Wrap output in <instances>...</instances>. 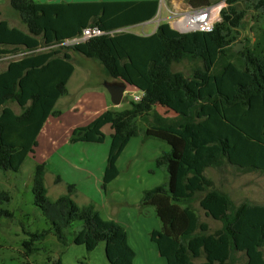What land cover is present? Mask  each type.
<instances>
[{
    "label": "trees",
    "instance_id": "obj_1",
    "mask_svg": "<svg viewBox=\"0 0 264 264\" xmlns=\"http://www.w3.org/2000/svg\"><path fill=\"white\" fill-rule=\"evenodd\" d=\"M225 2L211 33H180L162 23L153 35L143 36L126 30L153 20L158 0H10L27 32L1 20L0 57L28 54L0 72V171L18 173L35 153L46 122L68 94L75 72L72 55L81 54L98 62L113 80L144 94L140 102L131 100L129 109L106 110L73 130L71 144H104V129L111 128L103 190L119 176V158L132 139L142 136L171 147L156 159L157 167L166 172V182L144 191L140 202L152 207L160 222L150 238L166 263L196 264L203 259L200 264H235V255L244 254L245 264H264V204L246 201L236 206L206 176L208 169L225 165L264 173V25L252 45L241 53L234 51L249 14L264 20V0ZM90 27L107 34L82 44L62 45ZM184 61L195 64L188 76L173 69ZM8 103L17 104L22 112L17 114ZM46 174V163L38 164L33 204L54 223L58 241L67 246L66 231L80 222L73 244L91 253L105 243L110 264H134L137 254L126 229L104 219L93 204L79 206L73 199L75 185L51 201ZM11 200L10 192L0 186V221L14 217L6 208ZM195 202L222 227L211 232L194 209ZM49 234L29 233L25 257L38 253L35 242ZM48 264L63 261L60 257Z\"/></svg>",
    "mask_w": 264,
    "mask_h": 264
},
{
    "label": "rangeland",
    "instance_id": "obj_2",
    "mask_svg": "<svg viewBox=\"0 0 264 264\" xmlns=\"http://www.w3.org/2000/svg\"><path fill=\"white\" fill-rule=\"evenodd\" d=\"M37 2H63L72 0H35ZM88 1V0H77ZM107 1V0H106ZM129 1V0H119ZM161 2V0H158ZM167 4L172 1H181L195 5H217L223 3L226 7V0H164ZM223 7V8H224ZM0 21H7L11 27H18L27 32V28L21 23L18 14L12 9L10 0H0ZM264 25V20L254 13H250L245 20V27L240 32L239 41L235 47L242 46L243 50L252 45L257 37L258 28ZM156 25H140L131 27L130 31L143 33L150 31ZM143 30V32H141ZM129 31V28L126 30ZM45 49H41L43 51ZM28 53L21 52L17 56L0 57V72L9 62L19 60ZM75 73L68 84V94L64 96L55 107V114L49 118V124L54 127L46 128L38 137V146L35 153L29 155L21 170L18 173L0 171V186L3 190L10 192L11 203L6 208L14 214L10 220L0 221V264H48L58 258H62L63 264H110L105 250V243H101L97 249L91 253L87 252L83 246L72 243L73 233L81 226L80 222H75L74 226L66 231L68 245L63 246L57 239L54 231V223L46 216L43 210L33 204V176L36 166L42 162L47 165L46 187L48 197L51 201H56L59 197L68 193V186L75 181L80 188L73 194V199L79 206L93 204L97 210L103 214L105 212H119L120 218L128 225L122 215H128L129 226L138 233L136 239L130 242L131 247L137 256L134 264H167L157 250L156 245L151 241L150 233L155 229H160V222L152 207H143L140 201L137 202V193L141 190H150L162 186L166 182V172L157 167L153 151H156L154 144H147L148 150L143 152L140 141L143 137L134 139L118 161L122 176L120 180L112 184L111 195L105 197L102 182H99L98 169L101 160L104 161L109 153L112 130L109 126L104 129L106 142L104 144L69 142L73 130L88 125L98 115L105 104L102 95L107 97L108 105L116 111H124L131 107L130 101L138 91L127 86L126 93L121 105L112 103L110 94L106 88L112 83V78L107 76L103 67L96 61L81 54H75L73 59ZM201 65V64H199ZM195 64L184 61L175 64V72H182L190 75ZM111 81V82H110ZM115 81V80H114ZM134 101V100H133ZM18 114L22 109L15 103H8ZM159 113L165 111L156 107ZM144 126L143 123L140 124ZM143 128V127H142ZM156 141V139H152ZM159 141V140H157ZM163 148V147H162ZM167 152V151H165ZM90 160L95 163L94 173L89 177L90 184L82 183V173L91 168ZM69 164H73L70 166ZM132 164V166H131ZM133 169V171H132ZM61 174V182H57ZM136 173V177H130V184L127 186L129 192L117 190L121 184V179H125ZM206 176L214 181L217 188L230 195L236 206L243 202L252 204H264V173L261 171H242L237 167L225 165L221 168H210L206 171ZM115 193V195L113 194ZM120 193V194H119ZM143 197V196H142ZM106 199V200H105ZM109 199L110 202H109ZM126 201L130 205H126ZM201 222H206L214 232L222 227V223L214 221L205 216L199 203H193ZM122 220V219H121ZM49 231L50 234L44 241L35 242L40 249L38 253L29 259L25 257L26 249L24 242L31 240V234H39ZM197 260L196 264L203 262ZM247 258L244 254L235 255V264H245Z\"/></svg>",
    "mask_w": 264,
    "mask_h": 264
},
{
    "label": "crops",
    "instance_id": "obj_3",
    "mask_svg": "<svg viewBox=\"0 0 264 264\" xmlns=\"http://www.w3.org/2000/svg\"><path fill=\"white\" fill-rule=\"evenodd\" d=\"M96 1H106V0H88V1H77V0H72V1H63L64 3H67V2H96ZM107 1H111V0H107ZM117 1H119V0H117ZM129 1H144V0H129ZM45 3H56V2H45ZM170 7H172V8H175V9H187V8H202V7H207V6H214V7H216L217 9H218V11H219V14H220V12H221V10H222V8L224 7V4L223 3H219V4H217V5H209V4H202V5H195V4H191V3H184V2H181V1H172V4H168ZM154 20V19H153ZM153 20H151V21H149V22H146V23H143V24H140V25H148V24H153ZM140 25H136V26H140ZM133 27H135V26H133ZM131 28V27H130ZM130 28H129V32H131L130 31ZM157 31V27H155V28H152L150 31H146V30H144V32H143V30L141 31V32H143V33H135V32H132V33H135V34H137V35H143V36H150V35H153L155 32ZM72 57H73V59H74V57H75V54H73L72 55ZM8 66V65H7ZM7 66L3 69V71L4 70H6V68H7ZM75 73V72H74ZM71 80V79H70ZM70 82V81H69ZM111 82V81H110ZM112 83H120V81H114L113 79H112ZM102 98H103V100H104V102H105V104L103 105V107L101 108L102 110V112H104V111H106V110H114L113 108H111L109 105H108V103H107V97L105 96V95H102ZM62 99V98H61ZM60 99V100H61ZM60 100L58 101V102H60ZM123 102V101H122ZM58 104V103H57ZM122 104V103H121ZM57 106V105H56ZM14 110V109H13ZM15 111V110H14ZM16 112V111H15ZM101 112V113H102ZM17 113V112H16ZM163 113H165V111L163 112ZM18 114V113H17ZM49 124V119H48V121L46 122V124H45V126H44V128H43V130H42V132L40 133V135L42 134V133H44L45 131H48V129H46V128H49V127H54L53 125H48ZM137 139H138V137H136ZM136 138H134V139H136ZM140 138V137H139ZM134 139H132L131 140V142L134 140ZM131 142L129 143V145L131 144ZM150 143H152V144H154V146H155V148H156V151H153V155H154V159H155V161H156V159L158 158V157H160L163 153H165V151H167V152H169L170 151V146L167 144V143H165V142H162V141H153L152 139H149V140H143L142 139V141H140V146H141V149L143 150V152H145L146 150H148V147H147V144H150ZM128 145V146H129ZM163 147V148H162ZM126 150V149H125ZM125 152V151H124ZM123 152V153H124ZM148 152H149V150H148ZM123 155V154H122ZM121 155V156H122ZM107 158H108V155L105 157V160L104 161H102L101 160V165H100V167H99V169H98V172H99V175H98V177H99V182H102L103 183V177H104V171H105V168H106V165H107ZM121 158V157H120ZM119 158V159H120ZM70 166H73V164L71 165V164H69ZM90 166H91V168L89 169V170H85L81 175H82V183L83 184H85V185H89L90 184V180H89V177H91L92 176V173H94V166H95V163H94V161L93 160H90V164H89ZM131 166H132V164H131ZM118 169H119V171H120V174H119V176L113 181V182H111L109 185H108V187H107V191L105 192L104 190V193H105V197H109V195H111V197H112V194H110V192H115V191H110V188H111V186H112V184H114L116 181H118V180H120V178H121V176H122V172H121V169H120V167H119V165H118ZM132 171H133V169H132ZM59 176H60V179L62 178V176H61V174H59V172L57 173ZM95 174V173H94ZM134 175H135V177H136V173L134 174V172H132V174L131 175H129V176H127L125 179H121V184L119 185V186H117V190L118 189H121L122 190V192H129V190H128V188H127V186L130 184V180H129V178L130 177H134ZM63 179V178H62ZM61 179V180H62ZM71 184H73V185H75L76 186V192L78 191V189L80 188V185H79V183L78 182H74V183H71ZM144 191L145 190H141V193L139 192V193H137L136 194V196H137V199H136V201L137 202H141V199H142V196H143V193H144ZM76 192H75V194H76ZM114 195H115V193H113ZM120 194V193H119ZM74 196V195H73ZM106 200V199H105ZM110 200L111 199H109V202H110ZM130 205V203L128 202V201H126V205ZM90 205V204H89ZM99 211V210H98ZM100 213H101V215L103 216V218L104 219H106V220H115L116 222H118L119 224H121L125 229H126V231H127V233H128V238H129V243L130 242H132V239H136L137 237H138V233L136 232V231H134L132 228H130V226H129V220H128V218H127V216L128 215H122L123 217H124V219L128 222V225L127 224H125V222H123L124 220H123V218H120V213L119 212H114V213H112V211H111V213L110 212H105L104 214L101 212V211H99ZM122 219V220H121ZM155 230H158V229H155ZM154 231V230H153ZM151 234V233H150ZM105 249H106V246H105Z\"/></svg>",
    "mask_w": 264,
    "mask_h": 264
},
{
    "label": "built area",
    "instance_id": "obj_4",
    "mask_svg": "<svg viewBox=\"0 0 264 264\" xmlns=\"http://www.w3.org/2000/svg\"><path fill=\"white\" fill-rule=\"evenodd\" d=\"M157 29L162 23H168L174 30L178 32H204L211 33L215 29L216 23L220 21V14L216 7L207 6L202 8L175 9L170 7L164 0L159 4V10L153 20ZM113 33V32H111ZM107 34L98 27H90L83 30L81 36L65 41L63 46H73L76 44L86 43L90 39L101 37ZM57 45L55 47H59ZM46 50V49H45ZM13 57V56H10ZM134 97L135 102H140L144 94L139 92Z\"/></svg>",
    "mask_w": 264,
    "mask_h": 264
},
{
    "label": "water",
    "instance_id": "obj_5",
    "mask_svg": "<svg viewBox=\"0 0 264 264\" xmlns=\"http://www.w3.org/2000/svg\"><path fill=\"white\" fill-rule=\"evenodd\" d=\"M180 33H184V32H180ZM241 50H243V47L241 45L235 47V49H234V51L236 53H239ZM127 86L128 85L126 83H123V82L111 83V84L106 85V88H107V90L110 94V97H111V101L114 105H116V106L121 105V103L124 99L125 93H126Z\"/></svg>",
    "mask_w": 264,
    "mask_h": 264
}]
</instances>
